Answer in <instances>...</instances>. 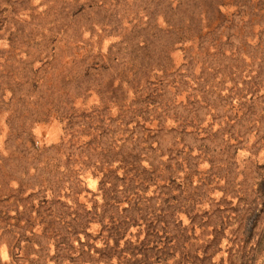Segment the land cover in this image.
Returning <instances> with one entry per match:
<instances>
[{"label":"rangeland","instance_id":"obj_1","mask_svg":"<svg viewBox=\"0 0 264 264\" xmlns=\"http://www.w3.org/2000/svg\"><path fill=\"white\" fill-rule=\"evenodd\" d=\"M0 264H264V0H0Z\"/></svg>","mask_w":264,"mask_h":264}]
</instances>
